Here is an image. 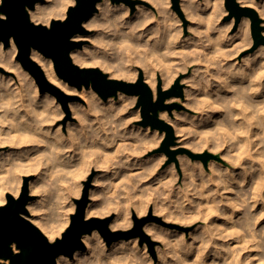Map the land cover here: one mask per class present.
Here are the masks:
<instances>
[{
	"label": "bare ground",
	"instance_id": "6f19581e",
	"mask_svg": "<svg viewBox=\"0 0 264 264\" xmlns=\"http://www.w3.org/2000/svg\"><path fill=\"white\" fill-rule=\"evenodd\" d=\"M74 1L37 2L29 9L31 19L36 23H49L53 17L66 16L69 4ZM146 1L150 2V7L139 5L137 12L130 16L128 5L100 0L99 10L84 21L86 27H98L95 44L91 48L72 49L71 57L80 66L99 64L110 70V78L123 77L129 81L137 78L139 69L134 64H140L155 95L161 87L160 77L166 88L182 70L197 63L190 77L191 86L185 89L184 101L189 112L176 111L175 117L162 112L161 116L169 117L175 123L176 132L183 135L188 134L187 126L191 123L197 128L196 135L211 134L203 141L191 142L188 138L184 142L199 150L213 142L211 148L227 163L221 166L215 159L209 161L210 168L216 172L212 181L204 174L206 171L200 161L194 164L182 157L185 181L190 186V179L195 182L198 176L199 192L194 199L189 195L190 203L185 207L192 214L181 213L175 218L190 221L188 224L199 218L203 225L187 237L177 228L146 223L144 231L161 240L164 246L158 247V260L152 257L147 242L142 247L137 245V237L107 244L102 233L95 229L83 235L84 249L76 250L72 257L60 255L57 264H264V46L245 55L240 64L245 67L244 79L233 84L230 72L235 65L229 61L226 63L229 69H223L218 61V51L223 47L217 50V43L222 36L216 39L211 36L207 31L209 25L206 26L207 39L201 36V20L205 19L202 9L213 0H181L186 16L193 19L189 25L193 33L189 35H185L186 29L171 11L170 0ZM240 1L264 11V0ZM207 20L206 24H210L211 17ZM233 22L232 19L230 23ZM249 25V18L244 17L240 23L243 41H247ZM80 37L77 33L72 38ZM233 38L227 36L228 41ZM17 51L13 38L10 51L0 43V66L16 73V77L12 74L8 77L0 71V147H5L0 149V204L6 202L8 193L18 196L23 182L21 174L38 171L37 178L29 184L30 193H37L38 199L27 203L29 212L23 216L54 240L70 223L73 196L80 194L79 184L75 182L77 168L104 164L110 148L118 149L129 135H136L137 143L151 149L149 147L157 145L165 132L149 127L134 128L129 123L130 113L123 112L126 103L129 100L134 103L137 96L130 99L119 91V98L114 94L104 98L92 85L82 91L86 102H71L72 113L79 122H69L66 131L58 121L60 112L52 91L38 90L34 77L13 59ZM31 58L52 84L66 93L77 90L59 76L52 57L32 48ZM164 158V155L154 156L146 171L137 177L132 176L129 169L125 170L123 179L139 182ZM127 164V167L134 166L131 162ZM175 168L173 162L152 178L168 176L172 181L178 177ZM196 168L199 172L193 173ZM106 172L104 186L99 184L90 192L94 199L87 206L86 216H104L116 209L117 215L110 227H127L131 224L130 204L134 209L131 212L136 210L139 214L146 212L147 204L132 203L128 196L116 199L114 192L120 176ZM126 187L130 189L128 184ZM169 217H173L170 211L165 214L166 219ZM2 260L10 264L9 259Z\"/></svg>",
	"mask_w": 264,
	"mask_h": 264
},
{
	"label": "rangeland",
	"instance_id": "374dc122",
	"mask_svg": "<svg viewBox=\"0 0 264 264\" xmlns=\"http://www.w3.org/2000/svg\"><path fill=\"white\" fill-rule=\"evenodd\" d=\"M42 1L45 2L46 0H42ZM113 1L116 2L117 4L128 5L130 16L134 15L137 12L139 5H144V6H149V7L151 5L150 2H148L146 0H132L133 3L125 1V0H120V1L113 0ZM238 1L240 4H242L240 0H238ZM75 2H76V0L74 2H71L69 4V6L74 5ZM213 2H214V0L212 2H210L207 7L202 9V11H203L202 16L205 19L201 20V26H202L200 28L201 36H203L205 39H207V37H206L207 31L215 39H216V36L218 37V35H219V37L222 36L219 38V39H221L219 41V43H217V50H220V48L223 47L221 49V51H218L220 54V58L218 59L219 64H220V68L222 67L224 69V67H225V69H229V68H226V63L229 61L233 62V64L235 65V68L233 69L234 71L231 70L233 72H230V74L232 76V82H233V84H239L240 80L244 79V76L246 73L244 71L245 67L240 66V64H242L244 61L245 55L247 53L255 51L258 47H260V45L264 46V43H260V44L256 45L255 37H254L253 32H252V21H251V18L248 16L247 17L250 20V25H249V31L250 32H249V34H247V41L246 40L243 41V39H241L240 23L242 22L244 17L237 24L235 16H230V11L226 6V0H218L216 2V4H214ZM242 5H244V4H242ZM245 6H251L257 10V12L261 18V22H260V25L262 27L261 33L264 35V11H263V9H260L255 5H245ZM170 9H171V11H174L176 13L177 18L179 19V23L181 22L180 24L186 29L185 35L192 34L193 32L189 28V25L191 24L193 19L191 17L186 16L184 10L181 7V0H177V2L175 0H170ZM209 16L211 17V23L209 22L210 24H206L208 22L207 19L209 18ZM63 17H65V16H63ZM63 17L58 16V18H60V19H63ZM58 18L53 17L49 21V23L48 22H46V23L45 22L44 23L43 22H37V23H43L46 25H50L51 21L53 19H58ZM232 19L234 20V22L231 24L230 21ZM32 21H34V20H32ZM228 24H229V26H228ZM230 24H231V26H230ZM208 25L210 27L209 30H207V27H206ZM85 28H86V32L80 33L81 37L77 40H74L76 42L81 43L80 46H77L81 49H84L86 47L91 48V46H93L95 44L94 37H95V34L98 32V27H91L90 28V27L85 26ZM216 31H217V33H216ZM231 35H232V37L234 36V38L232 40L228 41L227 36L229 37ZM251 41H252V43H251ZM7 48L10 51L11 43L9 46L6 47V49ZM13 59H15L16 61H19L20 64L23 66L22 62L18 59V51L13 55ZM73 62H74V60H73ZM175 62H178V61L176 60ZM222 62H223V64H221ZM74 63H76V62H74ZM196 65H197V63H193L192 65L189 66V68H186L185 71L182 70L178 74L175 81L170 86H168L166 88L163 86L162 77H160L161 90L164 92L170 91V93L165 94V99H164L163 103L166 105V107L164 109H159L157 116L172 126L173 138L171 140H168L167 130L160 129L158 127L153 128L150 124H147V125L144 124V118L142 115V105L139 104L140 95H138V94L131 95V94H127L124 92L126 95L131 97L130 99H132L133 96H137V99L134 103H131V100H129L126 103V111L123 112L124 114L130 113V116H129L130 122L129 123L134 128L135 127H141V129H143V127H149L150 129H157L159 132H165V135L157 145H154L153 147L152 146L149 147L151 149H147V148L144 149L143 148L144 145L142 146L141 144H139V142L137 143L136 135L135 136L129 135V138L122 145H120V147L118 149H117V147L112 148L113 146L110 148L111 153L107 156L106 162L104 164H102V165L91 164V167L89 166L88 169H85L86 167H84V169H78L77 167H74L75 170L77 168V170H76L77 175L75 176V178L76 177H78V178L75 179V182L77 184H79L78 188L80 190L79 191L80 194L73 196L74 209L70 212V222H71V215L74 214L76 212V209H77L76 200L81 199L84 196V193L87 192L88 204L90 202H92V200L94 198L90 194L91 190L94 189L96 186L98 187L99 184L101 186L103 184V186H104V183L107 182V180L105 179L106 174H107L106 171H110V172L112 171L115 173L116 177L120 176L119 178H117L118 183L115 187V192H114L116 199L119 200V199H123L126 196H128V197H130V201L132 203L133 202L145 203V204H147L146 212H143L142 214H139L136 210L134 212L133 211L131 212V210L133 209V205L130 204V221H131V224L127 227H119V228H111L110 227V222L117 215L116 209L109 212L108 215H106V214L104 216L103 215H93L90 218H92V217H99L102 219L109 218L110 219L109 228L112 231H131V230H134L135 226H136V219H145V222L142 226L143 231H144V225L146 223L154 222V223H156L158 225H162L166 228L167 227L170 229L177 228L178 230L183 231L187 237L189 235H191L192 231L196 230L197 227L200 228L201 225H203V223H202L203 221L200 220L198 217H197L198 219H196V221L194 219L192 221V223H190V224H188L190 221H181V220H178L177 218H175V216H179L181 213L192 214V211L190 209H185V207L190 203V202H188L189 201V195L192 194L193 195L192 198L194 199L197 197V191L199 192V188L196 186L197 185L196 183H198L200 181L199 180L200 178L198 176L196 177L195 182L192 179H190V183H191L190 186H188L186 181H185V178H184L185 173H184L182 166H181L182 157H184V159H186L187 162L189 160L194 164H196V163H198V161H200L202 163L204 172L206 171L204 174L205 175L207 174L206 177L207 176L211 177L212 181H214V177H215L216 172L213 171L212 168H210L211 166L209 165V161L215 159L216 161L219 162V164H221V166H225L227 162L224 158H222L221 155L218 154L217 151H215L216 149L214 150L213 148H211V145H213V142H209L207 145L205 144V146L203 148H201L200 150L195 149L193 146L184 142L188 138L191 139L190 140L191 142H197V140H198V142L203 141V140H206V137L210 136L211 134L201 133L199 135H196L197 134L196 133L197 128L194 125L191 126L193 124V123H191L187 126L188 127V129H187L188 134L183 135L180 132H176L175 123L169 119V117H175L176 111H179L181 113L189 112V109L186 106V102L184 101V99L186 98L185 97V95H186L185 89H187L188 87L191 86V81H190L191 78L190 77L195 73L194 68ZM134 66L139 69V74L135 80L129 81L123 77L113 78V79H120V80H125L128 82H136L140 77L139 75L142 74L143 80L149 85V87L151 88V90L153 92V100L157 101L159 98V90H157L158 92L155 95L153 87L150 85V83L148 81L145 80L144 67L141 66L140 64H136V63L134 64ZM81 67H98L103 72L107 73L108 77L110 74V70L104 69L99 64L91 65V66H81ZM26 70H28V69L26 68ZM0 71L3 72L4 74H6L8 77H10L11 74L16 77L15 70H13V69L5 70L2 66H0ZM220 71L222 72V70H220ZM28 72H29L28 73L29 76L34 77L29 70H28ZM8 73H9V75H8ZM34 80L36 81L35 77H34ZM36 83L38 85V90L40 92H44V91L51 92V90H49V89L41 90L40 85L38 84L37 81H36ZM73 86L77 89V90H75L74 93H66L59 87L58 88L60 89L61 94H58L54 91L51 92V94H53L55 96V103L58 105L59 112L61 115V116L60 115L58 116L59 117L58 121H59V123H61L63 125V129H65V130L67 129V125L69 122H75V123L79 122L77 117H74V114L72 113L73 111H72V108L70 105L71 102H86V100H87L86 95L84 93H82V91L85 89V86L84 85L82 87H78L76 85H73ZM234 87L236 89V86H234ZM234 87H233V89H234ZM118 93L115 94L116 98H119ZM162 112L167 113L169 117L168 118L162 117L161 116ZM204 124L205 123L203 122L202 125H204ZM190 133H192V134H190ZM2 148L4 149L5 147H0L1 150H2ZM210 148H211V150H210ZM187 150L191 151L193 154H209V155H207L205 160H204L203 158L191 155ZM157 155H164L165 158L162 160L161 164L159 166H157L153 172H151V174L147 175L142 180H140L139 182H135V183H131L130 181L123 179V176H124L123 174L125 173V170H128V169L130 170V174L132 176H134V177L139 176L141 173L146 171V169L149 167L150 162L152 161L153 157L157 156ZM130 162L133 163L134 166L127 167V165H128L127 163H130ZM173 162H175V164H176L175 171L177 172L178 177H175V179H173L172 181L169 180L168 176L164 177V178L160 177L161 179H153L152 178L153 174L155 175V173L158 174V173L162 172ZM34 171H33V173L32 172H29V173L25 172V173L21 174V175H23V182H22V186H21V191H22L23 187L26 185L28 188V193L30 195L29 201L38 199V194L37 193H34V194L30 193V189H29L30 188V185H29L30 182L32 180L36 179L37 178L36 176L38 175V171H36V170H34ZM77 171H79V172H77ZM84 171H85V173H84ZM194 171H193V173L199 172L198 168H196ZM78 174H79V176H78ZM84 174H85V176H84ZM53 177L54 176H52V178ZM78 179H81V180H78ZM97 179H101V180L97 183L96 182ZM76 180H78V182ZM127 184L130 187V189H128L126 187ZM81 186H82V188H81ZM236 189H238V187H236ZM236 189H235V192L237 191ZM21 191L18 194V196L21 194ZM185 201H186V204H185ZM88 204H87V206H88ZM162 206H164V207H162ZM161 207L163 208V210ZM164 210H166V212ZM169 211L172 213L173 217H169L168 219H166L165 214ZM28 212H29V210H28ZM86 218H87V216H86ZM69 224L66 226V228L69 226ZM66 228L63 230V232L66 230ZM144 232L149 236V239L142 238V236L140 234H135V235H132L128 238L122 237L120 239H131V238L137 237L138 238L137 245L140 247L144 246L145 242H147L148 248H149L148 250L151 253L152 257L154 259L158 260V247L164 248L162 241L157 239V238H152L149 233H147L146 231H144ZM62 233L59 234L58 236H56V238L60 237L62 235ZM103 238L107 244H111L115 241L114 240L112 242H108V240H106V238L104 236H103ZM2 261H4V260H2ZM9 262H10V260H9Z\"/></svg>",
	"mask_w": 264,
	"mask_h": 264
},
{
	"label": "water",
	"instance_id": "95a60500",
	"mask_svg": "<svg viewBox=\"0 0 264 264\" xmlns=\"http://www.w3.org/2000/svg\"><path fill=\"white\" fill-rule=\"evenodd\" d=\"M40 1L42 0H2L0 43L3 42L7 47L11 39H14L19 49L18 59L35 77L41 90L49 89L61 94L60 89L47 80L40 65L31 58L32 48H37L45 55L52 57L59 76L72 85L78 87L92 85L104 98L115 95L119 91L140 95L139 104L142 105L144 124L167 130L168 140H171L172 126L157 116L158 110L166 107L163 101L165 94L170 91L164 92L159 87V98L154 101L153 92L143 80L142 74L136 82H128L109 78L107 73L98 67H81L73 62L71 51L81 43L74 41L72 37L77 33L86 32L84 21L98 10L97 4L100 0H76L74 5L69 6L63 19H53L50 25L31 20L29 9H33ZM125 1L133 3L132 0ZM226 6L230 16H235L237 24L243 17H250L256 45L264 43L261 18L255 8L242 5L238 0H226ZM187 151L204 160L209 155L193 154ZM29 199L30 195L25 185L18 197L8 193L7 201L0 205V264H4L2 259H9L10 264H57V258L60 255L72 257L76 250L84 249L83 235L95 229H99L108 242L135 234L149 239L142 229L145 219H136L134 230L112 231L109 228V218H86L88 196L85 192L81 199L76 200L77 209L71 215L69 226L60 237L50 240L37 225L23 216V213H28Z\"/></svg>",
	"mask_w": 264,
	"mask_h": 264
}]
</instances>
